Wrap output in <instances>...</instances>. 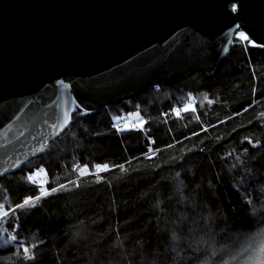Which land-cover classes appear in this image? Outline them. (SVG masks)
<instances>
[{
  "label": "trees",
  "instance_id": "obj_1",
  "mask_svg": "<svg viewBox=\"0 0 264 264\" xmlns=\"http://www.w3.org/2000/svg\"><path fill=\"white\" fill-rule=\"evenodd\" d=\"M133 112L143 130L116 131ZM39 167L44 194L29 178ZM0 208V264H193L210 256L204 237L218 255L264 222V47L234 38L210 72L76 106L43 155L0 177Z\"/></svg>",
  "mask_w": 264,
  "mask_h": 264
},
{
  "label": "water",
  "instance_id": "obj_2",
  "mask_svg": "<svg viewBox=\"0 0 264 264\" xmlns=\"http://www.w3.org/2000/svg\"><path fill=\"white\" fill-rule=\"evenodd\" d=\"M236 26L264 47V0H0V177L43 155L77 104L210 72Z\"/></svg>",
  "mask_w": 264,
  "mask_h": 264
},
{
  "label": "rangeland",
  "instance_id": "obj_3",
  "mask_svg": "<svg viewBox=\"0 0 264 264\" xmlns=\"http://www.w3.org/2000/svg\"><path fill=\"white\" fill-rule=\"evenodd\" d=\"M188 105H191L190 103ZM187 107V105H186ZM113 108H117L113 106ZM118 118H124V126L128 125L131 121H133L136 125L141 123L142 117L138 112L129 113L128 115H120ZM86 171H94L92 167L85 166ZM33 178L41 184L43 190L41 194L47 192L45 184V172L44 168L39 167L33 171ZM29 178L32 179L29 175ZM27 202V201H25ZM4 215V212L0 208V216ZM190 230L193 231L192 227ZM203 233L206 235L211 234V230L208 229L207 226L203 228ZM10 238L13 239V234H9ZM229 236L231 244L226 245L225 247H221L220 252L216 256H212L214 252L217 250L218 246H214L212 248L208 247V242L210 240L209 237H204L203 239L206 241L203 247L206 253H209L210 256L207 258L210 261V264H264V222L259 221L257 225L253 229L249 231H237L230 232ZM8 237V236H7ZM1 239V236H0ZM199 243L202 242L199 241ZM199 245V244H198ZM200 260L195 261L193 264H198Z\"/></svg>",
  "mask_w": 264,
  "mask_h": 264
},
{
  "label": "snow or ice",
  "instance_id": "obj_4",
  "mask_svg": "<svg viewBox=\"0 0 264 264\" xmlns=\"http://www.w3.org/2000/svg\"><path fill=\"white\" fill-rule=\"evenodd\" d=\"M233 11H236V5H233ZM239 26H236L234 28H232L228 33H225L226 37H234L236 40L242 41L244 43L247 44H251L253 47H256L258 45H256L253 41H254V37L251 36L250 33L247 32V30H238ZM179 43V42H178ZM58 84H63V81H58ZM82 87L86 88V89H90L89 88V82H87L86 84L82 85ZM63 88L67 89L69 88L68 84H63ZM75 102V101H73ZM78 108L82 107V111L83 114L87 115L88 111H89V106L88 105H80L77 104ZM195 108V104L190 105L189 108L185 109L186 111L191 110ZM147 124L146 120H141V123L137 126V128H135L136 130H143L144 126ZM132 127L131 125H126L125 128L123 129H115L116 131H126V130H131ZM12 211H15V207H13ZM4 212L6 214H10L9 209L7 207V205L4 206ZM3 218V217H0ZM29 250V246L27 244L21 245L20 246V252L23 254H27ZM24 256H21V259H24ZM28 259H35L34 255L28 257Z\"/></svg>",
  "mask_w": 264,
  "mask_h": 264
},
{
  "label": "bare ground",
  "instance_id": "obj_5",
  "mask_svg": "<svg viewBox=\"0 0 264 264\" xmlns=\"http://www.w3.org/2000/svg\"><path fill=\"white\" fill-rule=\"evenodd\" d=\"M70 121H71V120H70ZM69 123H70V122H69ZM68 125H69V124H68ZM68 125H67V127H68ZM67 127H66V128H67ZM66 128H65V129H66ZM62 133H63V132H62ZM58 136H59V135H58ZM58 136H56V137H58ZM56 137H55V138H56ZM53 139H54V138H53ZM53 139H52V140H53ZM52 140H50V142H51ZM50 142H49V143H50ZM29 160H30V159H29ZM27 161H28V160H27ZM25 162H26V161H25ZM25 162H24V163H25ZM24 163H23V164H24ZM23 164H22V166H23ZM22 166H21V167H22ZM21 167H20V168H21ZM20 168H19V169H20ZM19 169H18V170H19ZM87 172H88V170L86 171L85 166L80 167V171H77L78 175H81V174H83V173H87ZM8 174H9V173H8ZM6 175H7V174H6ZM30 177H31L32 179H34L32 175H30ZM34 181L37 182L35 179H34ZM24 202H25V201H24Z\"/></svg>",
  "mask_w": 264,
  "mask_h": 264
},
{
  "label": "clouds",
  "instance_id": "obj_6",
  "mask_svg": "<svg viewBox=\"0 0 264 264\" xmlns=\"http://www.w3.org/2000/svg\"><path fill=\"white\" fill-rule=\"evenodd\" d=\"M198 264H210V261L207 258V254L201 256V259ZM246 264H248V262H246Z\"/></svg>",
  "mask_w": 264,
  "mask_h": 264
},
{
  "label": "built area",
  "instance_id": "obj_7",
  "mask_svg": "<svg viewBox=\"0 0 264 264\" xmlns=\"http://www.w3.org/2000/svg\"><path fill=\"white\" fill-rule=\"evenodd\" d=\"M117 125H118V126H124V119H119V120L117 121ZM128 125L135 126L136 124L132 121V122H130Z\"/></svg>",
  "mask_w": 264,
  "mask_h": 264
}]
</instances>
